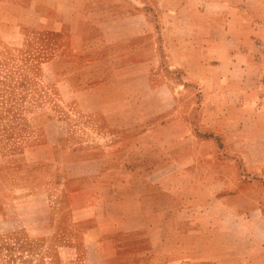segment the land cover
Listing matches in <instances>:
<instances>
[{
  "label": "crops",
  "instance_id": "obj_1",
  "mask_svg": "<svg viewBox=\"0 0 264 264\" xmlns=\"http://www.w3.org/2000/svg\"><path fill=\"white\" fill-rule=\"evenodd\" d=\"M0 6V37L60 38L43 65L101 138L60 121L28 150L50 233L66 211L87 264H264V0Z\"/></svg>",
  "mask_w": 264,
  "mask_h": 264
},
{
  "label": "rangeland",
  "instance_id": "obj_2",
  "mask_svg": "<svg viewBox=\"0 0 264 264\" xmlns=\"http://www.w3.org/2000/svg\"><path fill=\"white\" fill-rule=\"evenodd\" d=\"M3 10L10 9L0 6ZM4 32L9 35L0 37V264H87L84 249L72 243L75 236L67 233L66 211L62 220H53L50 233L43 180L55 170L44 163L32 164L27 155L41 143V132L46 128L51 138L60 121L80 127V136L89 145H98L101 138L70 114L74 107L60 86V70L53 73L43 65L59 55L49 51V43L59 47L60 38L37 36L39 31L23 38L11 30ZM180 75V70L169 69L167 79ZM44 79L51 82V88L44 85ZM54 91L65 99L51 96ZM29 168L32 181L23 177Z\"/></svg>",
  "mask_w": 264,
  "mask_h": 264
}]
</instances>
